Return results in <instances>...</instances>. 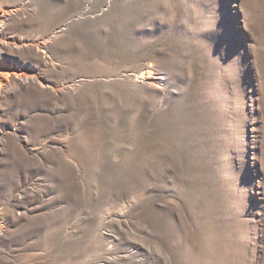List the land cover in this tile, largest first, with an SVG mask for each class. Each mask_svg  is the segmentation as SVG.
I'll list each match as a JSON object with an SVG mask.
<instances>
[{"label": "rangeland", "instance_id": "1", "mask_svg": "<svg viewBox=\"0 0 264 264\" xmlns=\"http://www.w3.org/2000/svg\"><path fill=\"white\" fill-rule=\"evenodd\" d=\"M2 10L0 264H264V0Z\"/></svg>", "mask_w": 264, "mask_h": 264}, {"label": "bare ground", "instance_id": "2", "mask_svg": "<svg viewBox=\"0 0 264 264\" xmlns=\"http://www.w3.org/2000/svg\"><path fill=\"white\" fill-rule=\"evenodd\" d=\"M6 12L2 10V14L0 15V32L2 30V24L4 23V16H5ZM39 47L42 48V50H45L47 45L46 44H41ZM154 81V80H153ZM156 82V81H155ZM161 82V81H160ZM7 83V81H2V79L0 80V87L4 86ZM35 83V82H34ZM152 84H154V82H151ZM145 84V83H144ZM149 84V83H148ZM158 84V82H157ZM160 84V83H159ZM156 86V85H155ZM157 87V86H156ZM2 91V90H1Z\"/></svg>", "mask_w": 264, "mask_h": 264}]
</instances>
